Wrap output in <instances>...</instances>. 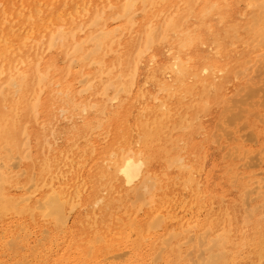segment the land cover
<instances>
[{"label":"bare ground","instance_id":"6f19581e","mask_svg":"<svg viewBox=\"0 0 264 264\" xmlns=\"http://www.w3.org/2000/svg\"><path fill=\"white\" fill-rule=\"evenodd\" d=\"M254 1L264 10L262 0ZM249 2L247 5L254 7ZM228 9V0H0V224L10 226L15 218L38 216L52 227L53 233H64L75 211L82 209L85 219H78L80 229L84 234L93 230L96 236L76 245L81 256L95 254L97 258V244L112 248L114 240L123 238V232L116 233L115 228L125 230L126 225L133 233L139 224L137 233L143 241L165 231V238L158 237L159 242L152 245L147 256L155 254L156 245L160 249V245L167 247L180 239L196 242L200 236L202 245L212 242L209 250L219 248L210 258L215 264H232L234 256L229 249L233 245L244 249L251 246L255 260H263L264 226L254 227L251 237L245 235L233 243L231 217L226 219L218 211L204 223L209 231L195 234L194 215L200 211L197 201L202 197L197 178L200 166L189 161L178 142L174 154L166 146V132L171 128L167 123L172 119L190 122L187 114L179 115L185 108V81L195 78L198 81L188 89L200 84L203 89L209 86L211 91L217 88L220 75L227 69L215 57L223 40L231 42L237 32L236 26L226 20ZM138 16H142L139 22ZM255 17L250 26L256 20L264 25L260 17ZM214 19L216 28L212 27ZM113 25L116 26L112 28ZM246 26L242 29L246 30ZM259 29L256 31L263 37L261 26ZM257 39L261 43L262 38ZM256 43L252 47L260 46ZM205 45L213 47L211 53L200 57ZM59 58L63 59L62 66L57 65ZM75 63L79 65L78 74L73 71ZM142 70L144 83L135 91ZM181 90L185 91L178 92ZM186 105L192 107L195 103ZM133 112L134 128L130 125ZM93 134L96 140L92 139ZM87 151L94 158L84 178L74 164H80ZM162 153L166 154L163 173L170 171L176 175L168 183L171 187L179 185L183 193L191 190V199L165 192L166 185L151 169L153 160L160 159ZM253 174L257 173L244 175L242 187L250 194L263 193L262 177L255 178ZM195 209L198 211L193 213ZM121 210L125 215L114 217ZM143 211L147 215L139 223L137 217ZM182 211L190 216L183 220L178 216ZM248 211L255 212L253 208L245 209ZM108 217L115 223H105ZM19 231L27 234L24 228ZM208 235L213 238L210 240ZM49 238L57 235L42 236L35 248L44 251L42 242ZM7 244L11 246L0 236V249ZM122 254L112 257L120 259ZM63 256L55 257L54 264L77 261L74 252Z\"/></svg>","mask_w":264,"mask_h":264},{"label":"rangeland","instance_id":"374dc122","mask_svg":"<svg viewBox=\"0 0 264 264\" xmlns=\"http://www.w3.org/2000/svg\"><path fill=\"white\" fill-rule=\"evenodd\" d=\"M228 2H229V9H228L229 11H226L227 12L226 20L229 23V25L233 24L234 27L236 26L235 28L237 29V32L234 33L235 39L233 38L231 42L229 39H228L229 41L226 40V42L225 40H223L222 45L220 46L221 48L219 50L220 53L217 57H215L216 60H219L218 63L222 64L223 67H227V69L224 73H222V75H220L222 79L217 82V88L211 91H210L211 88L209 86H206L205 89H203L204 87H202L200 84H196V85L194 84V86L196 87L192 88V90L188 89V87L192 86V83H196L198 80L193 78L192 81H189V80L185 81L186 83L184 85H186L185 86L186 91L185 90L178 91V92L185 91V94L183 95H186V100H184L183 102V105L185 106V108L179 113V115L182 116L184 114H187L190 119V122L184 123L182 122V119H179V120L172 119L169 123H167L169 126H171V128L168 129L166 132L168 133V136L166 138L168 142L166 146H167V149H169V151L172 152V154H174L178 150V148H176V142H178L179 148L183 151L184 154H187L189 161L193 162L194 165H197L198 167L200 166L197 171V174H198L197 178H198V181L201 182L200 184H201V190H202V197L201 199L197 201V205L200 208L199 209L200 211L198 213H195L194 215L197 218V222L194 225L195 228H193L192 230L195 232V234L197 233L200 234L202 231L208 232L209 230L204 226L205 221L207 220V218L217 215L219 213L218 211H221L226 216V219L231 217V220L233 222V227L235 230L233 243H236L238 242L239 238L245 235H248L249 237H251L253 234V231L255 230L254 227L264 226V188L262 189L263 193L250 194L247 192L248 191L247 188L242 187V181H243L242 178H244V175L252 174L253 172L257 173V174H253V177L255 178L262 177L261 178L263 179L262 184H264V163H263L264 162V113H263L264 112V62H263L264 61L263 60L264 59V56H263L264 55V42H263L264 40H262L264 38V34H263L264 25L263 24L261 25V23H258L257 20L255 19L256 26L254 22H253V25L255 27L254 26L252 27V25L250 26V24H252V21L254 20L252 18L253 16L260 17V19L264 21V19H262V17L264 16V10H261L258 5L256 6V1L254 0H251L250 2L249 0L247 1L246 0H228ZM248 2L252 3L251 6H254V7H250L249 5H247ZM234 3H236V5ZM262 4H264V0H262ZM252 13H255V14H253L251 17L250 15ZM241 15H244V17ZM138 17H137V21L139 22L142 20V16H138ZM248 20H249V23H248ZM257 23L259 24L258 26H257ZM212 24H213L212 27L216 28L217 19H214L212 21ZM246 24L248 27L246 26ZM115 26L116 25H113L111 27L114 28ZM242 26L243 27L246 26V30L242 29L243 28ZM260 26L263 30V33H262L263 37L259 35L260 33L259 30H261L259 29ZM240 28L243 31L244 30L245 31L243 32ZM257 29H259L258 30L259 33L256 31ZM257 35H259L260 38H262L261 43H260V39H257L259 37V36L257 37ZM220 36L224 37L223 34ZM206 39L208 40V42L211 41L210 40L211 37L208 34L206 35ZM253 39L254 41L256 39L257 43H259L260 46L259 45L256 46L257 43L256 41L254 42ZM250 40L251 42L253 41V43H256L255 45L256 47H252L253 43L251 44L249 42ZM246 42H248V44H246ZM205 46L202 47L201 53L199 54L200 57H203L205 55H210L211 53V50L213 47L211 48V47H208L207 45ZM199 52H200V49H199ZM62 60L63 59L59 58L57 65L62 66L64 64ZM248 67L251 70L248 69ZM74 68H73V71L76 74H78V71H79L78 63H75ZM143 72L144 70H142V72H140L139 74L140 77H138V86L135 87V91H137L138 88L143 86L144 79H145V76H143L144 75ZM249 78L251 81L249 80ZM78 80H80V78H78ZM257 81H260V82H257ZM254 85L256 86L254 87ZM246 87H249V88H246ZM80 88L82 89L84 87L80 86ZM146 89L149 90V88H146ZM253 89H256L257 91L256 90L254 91ZM250 90H253L252 94H250L251 93ZM183 95H182V98H183ZM249 95L250 97H248ZM186 102L195 103V105L192 107H186L187 106ZM233 114H236V116ZM131 115L132 116L130 120V125L132 126V128H134L132 124V119L135 116V113L133 112ZM258 117L261 118L262 120L259 119ZM183 126L184 127L186 126L185 128L187 127L188 128L185 129ZM92 139L96 140V134H93ZM98 141L99 142L101 141L100 138H98ZM222 146L224 149L222 148ZM236 147H238V150H234ZM228 148H231V150L229 149L230 151H228ZM242 149L243 150L246 149L245 151L248 150L247 153H245ZM232 152H233L232 154L233 156L230 155V153ZM239 154H241L240 157L242 155L245 156L244 159H241L239 157ZM81 155L82 153H79V156ZM164 156H166V154L162 153V155L160 156V159L157 158L158 163H157V160L155 161L153 160V163H152L153 165H151V169L153 172H156L159 174L162 180V185L164 186L166 185L165 192L168 194L175 193L177 197L184 196V198L191 199L192 198V196L190 195L191 190H186L183 193V190L180 189L179 185L171 187L170 184L168 183L169 181L168 179H170L171 177L174 178L176 175L175 173H170V171L166 175V171H165L164 172L165 176H164L163 170L165 169V165H166V163L163 162ZM93 158L94 156L91 155L89 151H87L84 153V158L82 161H80V164L78 163L74 164L75 166L74 168H76L77 166L76 171H78L84 178L88 174L87 172L88 168L93 163L92 162ZM234 176L236 177V179ZM233 179H235V181ZM14 192L16 193V195L18 193L20 194L19 191H14ZM251 198L254 200H252ZM211 206L213 208H211ZM179 207L180 206L178 205V208ZM249 208H253L255 210V212H253L254 214L249 211L245 212V209L248 210ZM132 211H134V209H132L131 212ZM197 211L198 210L195 209L193 213ZM123 212H124L123 210L119 211V213L115 214L114 217L116 216L118 217L121 215L124 216L125 214H121ZM145 212L143 211L139 213L137 217L138 218L137 220L139 223H142L143 221H145L144 217H146L147 215ZM245 214L248 216H246ZM178 216L182 217V219L184 220L190 216V213H187L186 211L184 212L182 211L181 213H179ZM245 216L248 217V220H250L251 222L247 221L245 223L246 221ZM84 217H85V212L82 209L81 211L76 210L72 219L69 222L70 227H68V229L66 230L67 232L63 231L64 233L62 232L59 233V231H56L55 233H53L51 229L52 227H50V225H48V223L45 220H43L42 218L38 216H32L30 218H15L13 222H10V226L9 224L8 225L0 224V236L5 237V243H8L9 241V243L11 244V246L9 244H7V246L4 245V247H2L4 249H0V264H23V263L24 264H54L57 258L63 255H64L63 257H65L69 251L74 252L76 254L75 258H77V261L72 264H90V261H91V264H151L152 262H153L152 264H155V263L156 264H204V263L205 264H215L212 259L210 260V258H212V254L217 252L219 248H212V250L211 249L209 250L208 247L211 246L212 242L206 245L205 244L202 245L200 236H197L198 240L199 239L200 240L196 242L186 241L185 239H180L179 242L176 241V243L174 242L172 243L173 245L171 244L167 247H165L164 245H160V249L158 248L159 245H156L157 249L153 251L155 253L153 256L155 257L147 256L151 252L150 250L152 249V245L159 242L160 239L158 240V237L160 238L162 236L163 238L161 237V239L165 238L164 236L165 231L161 230L162 232L160 231L155 237L151 238L152 240L148 239V240L143 241L141 240V237L137 233L138 231L137 226L139 224H136L137 226L133 230V233L132 231H129L126 228V225H125V230L124 228L123 229L115 228L114 231L116 233H120V231L123 232V234L125 233L124 236L123 234L121 236L123 238H120L119 236L117 240H114L113 241L114 246L112 248L105 246V243H100L102 245L97 244L96 250H98V253H99L97 254L98 259L96 258L95 254L94 255L86 254V256L84 255L81 256V253L78 251V248H77L78 244L85 243L86 241H88L89 237H90L89 238L90 240L92 237L96 236V234L93 233V230L89 232L91 234L89 233L84 234L82 230L80 229L82 228V226L77 221L78 219L82 220V218L84 220L85 219ZM35 219H38V220H35ZM113 220H114L113 218L111 220V218L108 217L106 219L107 222L105 223L108 224L109 222ZM216 222H217V219H216ZM26 223H29L30 225ZM113 223H115V221H113ZM116 225L117 224H114V226ZM173 226H176V224H173ZM20 228L21 229L24 228V230L27 231V234L25 232H20L19 231ZM46 233L50 237L51 236L56 237L57 235V238H49L48 241L46 239L47 242H42V244H45L44 251L40 252V249L35 248V247L37 245V241L42 236H46L47 235ZM125 235H129L128 238H126ZM16 237H19V238H16ZM208 237L211 240L213 238V235H208ZM56 241H57V245L54 244ZM126 241H127V244H126ZM178 244H180L181 248L178 246ZM194 244H195V247H194ZM127 245H129V247H127ZM193 248H196V249H194L193 251ZM202 248H204V250ZM241 248L242 247L233 245L229 249V254H232L233 252V256H234V259L232 260L233 261L232 264H235V261H236V264H261V262L262 264H264V259L263 260L261 259L260 260L261 262L258 261L257 259L255 260L253 248L251 246H247L245 247V249L244 248L241 249ZM33 249H35V252L32 251ZM195 250H198V251H195ZM202 250L204 253H205V250H207V252L205 254L204 253L202 254L200 253L202 252ZM115 251L117 252L115 253ZM190 252L193 254H191ZM209 252L211 256L209 255L208 257ZM118 254H122L123 257H121L120 259L119 258L114 259L112 257ZM198 255L200 256L197 258ZM90 256H92V258ZM203 256L205 258H203ZM200 257H202V260L205 259L202 263H200L202 261ZM153 258L157 260L156 261L154 260L155 261L154 262ZM199 259L200 261H198ZM122 260H124V262ZM178 260L179 262H177Z\"/></svg>","mask_w":264,"mask_h":264}]
</instances>
